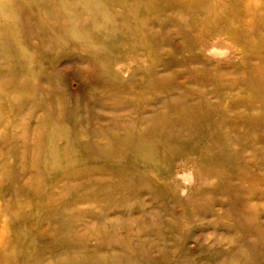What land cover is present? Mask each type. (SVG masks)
<instances>
[{"label": "rangeland", "instance_id": "374dc122", "mask_svg": "<svg viewBox=\"0 0 264 264\" xmlns=\"http://www.w3.org/2000/svg\"><path fill=\"white\" fill-rule=\"evenodd\" d=\"M3 1L0 264H264V0Z\"/></svg>", "mask_w": 264, "mask_h": 264}, {"label": "bare ground", "instance_id": "6f19581e", "mask_svg": "<svg viewBox=\"0 0 264 264\" xmlns=\"http://www.w3.org/2000/svg\"><path fill=\"white\" fill-rule=\"evenodd\" d=\"M5 2L3 0H0V16L5 18L6 15H5ZM64 42H60V46L63 44ZM210 50V49H209Z\"/></svg>", "mask_w": 264, "mask_h": 264}]
</instances>
